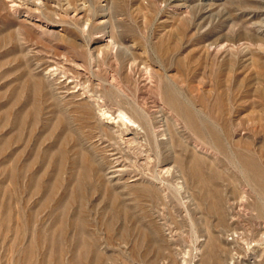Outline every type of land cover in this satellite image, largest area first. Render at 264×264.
<instances>
[{"label":"rangeland","instance_id":"rangeland-1","mask_svg":"<svg viewBox=\"0 0 264 264\" xmlns=\"http://www.w3.org/2000/svg\"><path fill=\"white\" fill-rule=\"evenodd\" d=\"M12 1L0 0V264H201L216 195L239 234L222 235L226 264H264V197L245 169L264 167V0ZM111 76L126 95L107 106H140L162 130L174 170L162 192L150 171L126 185L142 177L133 166L107 183L100 112L67 96L102 94Z\"/></svg>","mask_w":264,"mask_h":264},{"label":"bare ground","instance_id":"bare-ground-1","mask_svg":"<svg viewBox=\"0 0 264 264\" xmlns=\"http://www.w3.org/2000/svg\"><path fill=\"white\" fill-rule=\"evenodd\" d=\"M12 2H13V4L11 3L12 4L11 7H15L16 8L15 10H17L18 9L17 7H19V4L17 5L18 2L15 3L14 0ZM183 6H184V4H183ZM211 6L212 5H210V7ZM52 12L54 13L55 11L50 10V13H52ZM45 24L47 26L48 25L55 26V24H53L52 22H49V21H46ZM110 38H112V37H110ZM112 42L113 41H111V43ZM99 52H98V54H99ZM92 60H93V58H92ZM51 67H54V66H51ZM65 69L66 68H64L63 70H65ZM48 74H49V76L50 75L52 76L55 73L49 72ZM58 80H60V79L58 78ZM87 81H89V80H87ZM102 81L104 83V80H102ZM95 82H97V81H95ZM70 83H71V81H68L66 83L64 82L63 88H67ZM82 83H83V81H82ZM105 83H106V81H105ZM70 85H72V84H70ZM77 86L78 85H76L75 87H77ZM61 88H62V86H61ZM87 88H88V86H87ZM76 91H77V89H76ZM76 91H74V92H76ZM88 91H89V89H88ZM93 91H90V93L92 92V94H90V95L87 94L88 92L87 93L86 92H84V93L79 92V94H75L74 92H72V93L70 92L71 94L69 93V94H67V96L68 97L70 96V98H72V99H75V98H77V100L80 99V101L83 103V105L89 107L94 112L96 111V109H98V111L100 112L99 113L100 114L99 122H100L101 125L104 124L106 127L105 128L104 127L101 128V132H100V135H99L100 136V139H98V141L99 142L102 141L103 143L106 142V141H108V144L105 145L104 148H107V149L108 148H111V150H112V152L109 153L110 156H112V158H111V161L112 162H111V164L107 168V170H108L107 173H106L108 175V176L106 175L107 176V183L108 184H112V182L115 179L116 180H120L122 178V176L128 170L127 169V166H133V167H136L137 170H140L141 171L139 173L141 174L140 176H142V177L141 178L136 177V178H134L132 180V181H136L135 183H133V184H126V185H129V186H138V184L141 185L140 183H143V181H145L146 177H148V172L150 171L151 172L150 173V176H151V178H150V180H151L150 181V184L152 185V187L155 190H157L158 192H162L164 187H163V185L161 186V184L164 181L161 178V176H159V174L161 175V174L164 173V174H168L169 175V174H173V171H174V170L172 171V168H170L171 165H170V167H166L165 166V164L168 161H170V160H168V159H166V160L162 159L161 152L159 150V148H160V141H159V137L158 136H159V133L160 132L162 133V130H158L159 127H157L154 124L152 118L148 114H146V112H144L143 110L140 109L141 108L140 106L138 107V106L135 105L136 108H137L136 109V115H129L130 112L128 113L123 108H119V107H118L119 108L118 111L116 109L113 111L111 108H109L107 106L106 99H105L106 97L107 98L109 97L110 99H112L111 97H112V95H114V92H116V91L119 92V93H121V92L123 93L122 87L119 85L118 80H116V78L114 76H111V80H109V82H107L106 84H104V92L102 94H98L96 91H94V92ZM123 94H125V93H123ZM177 95L178 94L174 91V89L173 90H169L167 92V101L170 104H172L179 112H182V114L185 115V118L188 120V122H190L191 126L196 127V125L194 124V122L191 119L192 118V112L188 108H185L181 104V102L179 101ZM118 106H120V104ZM98 111H96V112H98ZM97 117H99V116L97 115ZM163 121H164V119H163ZM163 121H162V123H164ZM158 125H160V124H158ZM162 125H164V124H162ZM165 129L166 130H163L164 132L167 131V128H165ZM164 138L165 137H163V139ZM221 147H222V145H221ZM100 148H102V147H100ZM107 149H105V150H107ZM201 160L202 159L199 156H194L192 158V160H191V164L192 165H191V167H190V169L188 171H189V174L192 177H194V178L197 179V181L202 185V187L203 186L206 187L207 183L210 180L209 179H205L204 177H202L203 176V173L201 172V168H200V162H201ZM173 163H174V161H173ZM151 165L152 166L155 165V168H156L155 169L156 170L155 172L151 169V168H153V167H150ZM245 169L249 173L252 174V176H253L256 184L259 187V191H260L261 195L264 197V167L259 166V164L257 165L256 163H253L252 161H246L245 162ZM175 170H176V168H175ZM129 175H131V174H129ZM129 180H131V179L129 178ZM122 181H124V180H122ZM124 183H126V182H124ZM183 186H184V184H183ZM114 188H116V187L114 186ZM177 191H179V190H177ZM219 197L220 196L216 195L211 200V202L209 203V210L217 218L218 221H217L216 227H219V228L216 229V227H215L213 229H205V230H207V233H208V237H209L208 244L209 245L207 247L208 248L207 251L203 253V256H202V259H201V264H226L227 262L224 261L226 259H223L222 258V256H223L222 254H224V253H222V251H225L226 255L228 254L231 258H233V256H234L232 254V249L234 247L233 248L231 247L232 249L229 248L228 247V244L229 243L226 242V240L223 238L222 235H225V234H227V232L232 231V230H234L233 232H234V235H235V233H237V230H236V228L234 226L232 228L230 227V224L228 222V220H230V219L227 220V218H226L227 217V214L223 210L224 209V208H222L223 206H221L222 199H219ZM227 198H228V196H227ZM244 200L245 199H240L236 204H238L240 206L241 205H244V203H245ZM233 204H235V203H232L231 206H233ZM233 213L230 212V211L228 212V216H231L230 217L231 219L233 218V216H235V215H233ZM261 214H262L261 216H264V206L261 208ZM221 225H223V227H221ZM206 228H208V227L206 226ZM256 232H257V236H259V238L257 239V243H258V241L259 242L260 241L263 242V240H264V223L263 224L260 223L258 225V227L256 228ZM238 237H239V234H238ZM191 262H192V260H191Z\"/></svg>","mask_w":264,"mask_h":264}]
</instances>
